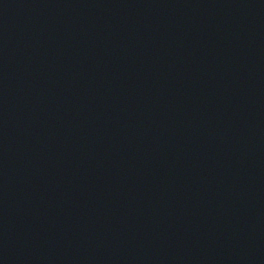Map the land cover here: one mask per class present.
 <instances>
[{"label": "water", "instance_id": "water-1", "mask_svg": "<svg viewBox=\"0 0 264 264\" xmlns=\"http://www.w3.org/2000/svg\"><path fill=\"white\" fill-rule=\"evenodd\" d=\"M0 264H264V0H0Z\"/></svg>", "mask_w": 264, "mask_h": 264}]
</instances>
